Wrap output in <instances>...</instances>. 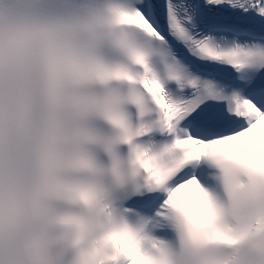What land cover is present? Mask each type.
Wrapping results in <instances>:
<instances>
[{
    "label": "snow or ice",
    "instance_id": "obj_1",
    "mask_svg": "<svg viewBox=\"0 0 264 264\" xmlns=\"http://www.w3.org/2000/svg\"><path fill=\"white\" fill-rule=\"evenodd\" d=\"M0 264H264V0H0Z\"/></svg>",
    "mask_w": 264,
    "mask_h": 264
}]
</instances>
